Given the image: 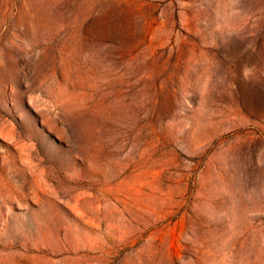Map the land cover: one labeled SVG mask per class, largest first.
Wrapping results in <instances>:
<instances>
[{
	"label": "rangeland",
	"instance_id": "rangeland-1",
	"mask_svg": "<svg viewBox=\"0 0 264 264\" xmlns=\"http://www.w3.org/2000/svg\"><path fill=\"white\" fill-rule=\"evenodd\" d=\"M0 264H264V0H0Z\"/></svg>",
	"mask_w": 264,
	"mask_h": 264
}]
</instances>
